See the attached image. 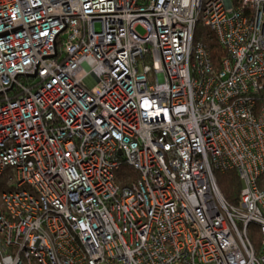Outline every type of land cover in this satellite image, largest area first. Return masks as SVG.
Wrapping results in <instances>:
<instances>
[{"label": "built area", "instance_id": "built-area-1", "mask_svg": "<svg viewBox=\"0 0 264 264\" xmlns=\"http://www.w3.org/2000/svg\"><path fill=\"white\" fill-rule=\"evenodd\" d=\"M0 264H264V0H0Z\"/></svg>", "mask_w": 264, "mask_h": 264}, {"label": "trees", "instance_id": "trees-1", "mask_svg": "<svg viewBox=\"0 0 264 264\" xmlns=\"http://www.w3.org/2000/svg\"><path fill=\"white\" fill-rule=\"evenodd\" d=\"M195 35L196 41L203 42L204 46L208 48L215 66L219 68L224 59L226 52L225 48L218 43L212 31L210 32L209 29H206L200 24L196 29ZM117 174L118 179L123 184H127L130 180L132 181L137 178V174L133 172L132 168L127 163L123 164L121 170ZM216 179L227 203L233 206L239 205L242 182L239 180L237 173L234 171L222 172L217 170ZM249 235L251 236L253 246L259 249L261 242L260 228L257 225H251L249 228Z\"/></svg>", "mask_w": 264, "mask_h": 264}, {"label": "rangeland", "instance_id": "rangeland-1", "mask_svg": "<svg viewBox=\"0 0 264 264\" xmlns=\"http://www.w3.org/2000/svg\"><path fill=\"white\" fill-rule=\"evenodd\" d=\"M140 31H142V30L140 29ZM59 50H63V46L62 47H59Z\"/></svg>", "mask_w": 264, "mask_h": 264}]
</instances>
